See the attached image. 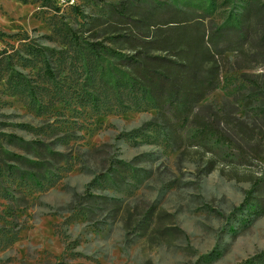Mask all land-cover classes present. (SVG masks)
<instances>
[{"label": "rangeland", "instance_id": "374dc122", "mask_svg": "<svg viewBox=\"0 0 264 264\" xmlns=\"http://www.w3.org/2000/svg\"><path fill=\"white\" fill-rule=\"evenodd\" d=\"M253 8L196 108L210 132H173L106 76L143 13L218 27ZM260 36L264 0H0V264H264Z\"/></svg>", "mask_w": 264, "mask_h": 264}, {"label": "trees", "instance_id": "16d2710c", "mask_svg": "<svg viewBox=\"0 0 264 264\" xmlns=\"http://www.w3.org/2000/svg\"><path fill=\"white\" fill-rule=\"evenodd\" d=\"M124 8L126 12L128 9ZM175 10L167 9L152 15L143 13L138 16L141 19H134V22L140 23L145 20V25L139 27L136 23L119 36L123 42L134 44L131 53L110 47L104 49L116 60L106 76L112 85L136 90L142 100L158 110L163 124L172 127L173 132L175 122H186L191 116L197 125L210 132L209 121L198 115L196 108L219 87L220 75L228 61L226 53L235 50L236 45L250 37L248 20L251 15L260 14L261 11L253 8L240 19H228L218 27L213 24L205 27L193 20L157 24L146 21L162 15L173 18L180 13L188 14ZM257 44L264 57V37L260 36ZM99 46L101 43H95L93 47L97 54ZM242 264L249 263L246 261Z\"/></svg>", "mask_w": 264, "mask_h": 264}, {"label": "built area", "instance_id": "2783aa9c", "mask_svg": "<svg viewBox=\"0 0 264 264\" xmlns=\"http://www.w3.org/2000/svg\"><path fill=\"white\" fill-rule=\"evenodd\" d=\"M59 1H61V0H56V2H59Z\"/></svg>", "mask_w": 264, "mask_h": 264}]
</instances>
